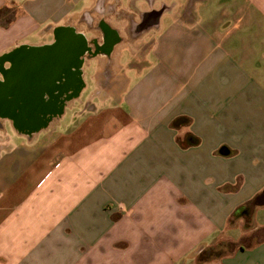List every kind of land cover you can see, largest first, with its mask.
I'll return each instance as SVG.
<instances>
[{
  "label": "crops",
  "instance_id": "1",
  "mask_svg": "<svg viewBox=\"0 0 264 264\" xmlns=\"http://www.w3.org/2000/svg\"><path fill=\"white\" fill-rule=\"evenodd\" d=\"M62 26L112 92L4 120L0 264H264V0H0V56Z\"/></svg>",
  "mask_w": 264,
  "mask_h": 264
},
{
  "label": "water",
  "instance_id": "2",
  "mask_svg": "<svg viewBox=\"0 0 264 264\" xmlns=\"http://www.w3.org/2000/svg\"><path fill=\"white\" fill-rule=\"evenodd\" d=\"M87 51L84 34L62 26L54 31L49 44H21L0 56L9 63L1 71L0 120L9 121L25 136L45 128L83 87L82 63ZM62 80L73 81V95L52 94L62 87Z\"/></svg>",
  "mask_w": 264,
  "mask_h": 264
},
{
  "label": "rangeland",
  "instance_id": "3",
  "mask_svg": "<svg viewBox=\"0 0 264 264\" xmlns=\"http://www.w3.org/2000/svg\"><path fill=\"white\" fill-rule=\"evenodd\" d=\"M165 2H167V0H165ZM71 22H76L74 21H69V23ZM168 22V21H167ZM31 42H37L34 44H38V45H33V46H41L44 44H49L47 42L50 41V43L53 41V35L52 36H48L45 35L44 39H40V37H34L33 39L30 40ZM127 53V57L124 58L125 62L124 67L122 69H120L121 74L127 76L130 81L133 83L136 79H138L141 75V71L140 69L137 70H133L132 68H130V66H128V64L131 61H136L139 60L140 54L138 53H133V52H126ZM98 68L95 66V62L94 60L88 56V55H84L83 58V63H82V79L84 82V87L82 88V90L80 91V94L78 95L77 98L71 99L68 104L65 106V109L67 110V113H70L69 110L72 108H78L80 106V103L83 102V105L85 106V104L87 103V101L90 98H95L93 99L94 103H96L98 106H101L103 104V102H99V100L97 99V95L98 94H104V93H110L112 92V90L106 91L104 88H99L95 85L94 83V78H95V73L96 70ZM6 121L1 120L0 124H1V128H0V136H2L4 133L5 135H8L11 137V139L14 137V139H22L21 136L17 135L13 128L10 126V124H5ZM7 125V126H5ZM15 135V136H13ZM13 139V140H14Z\"/></svg>",
  "mask_w": 264,
  "mask_h": 264
},
{
  "label": "flooded vegetation",
  "instance_id": "4",
  "mask_svg": "<svg viewBox=\"0 0 264 264\" xmlns=\"http://www.w3.org/2000/svg\"><path fill=\"white\" fill-rule=\"evenodd\" d=\"M136 30H139L138 26H137ZM87 45H88V51L84 55L90 56L92 54L93 50L96 49V40H95V38L91 37L90 39H88ZM3 63H4L3 60L0 58V68H2ZM62 82H63L62 87L60 89L55 90L52 94L53 95L60 94V96H62V97H67V96L73 95L75 93L74 87H73V81H71V80L70 81H68V80H64L63 81L62 80L61 82H59V84L62 83ZM82 86L84 87V83L83 82H82ZM82 88H81V90H82ZM80 91H79V93L77 95L80 94ZM74 98H76V97H74ZM74 98H72V99H74Z\"/></svg>",
  "mask_w": 264,
  "mask_h": 264
},
{
  "label": "trees",
  "instance_id": "5",
  "mask_svg": "<svg viewBox=\"0 0 264 264\" xmlns=\"http://www.w3.org/2000/svg\"><path fill=\"white\" fill-rule=\"evenodd\" d=\"M242 209H243V207H240L236 212H234V216H235V214H238L239 211H241ZM207 250H209V249H207ZM212 254L213 253H210L209 251H205V249H204V251L201 252L200 257L203 259L205 256H207L206 258H208V257L212 256Z\"/></svg>",
  "mask_w": 264,
  "mask_h": 264
}]
</instances>
